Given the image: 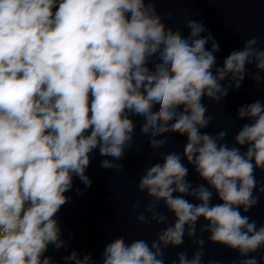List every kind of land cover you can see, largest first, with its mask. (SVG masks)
Wrapping results in <instances>:
<instances>
[{"label":"clouds","instance_id":"1","mask_svg":"<svg viewBox=\"0 0 264 264\" xmlns=\"http://www.w3.org/2000/svg\"><path fill=\"white\" fill-rule=\"evenodd\" d=\"M155 5L0 0V264H53L49 246H68L56 216L73 178L91 187L86 170L96 150L111 157L102 168L123 170L118 161L133 145V117L142 118L140 132L153 150L172 134L186 142L182 153H158L160 162L139 179L149 200L136 219L164 225L156 239L118 236L106 244L102 264H165L164 250L182 246L185 236L197 250L191 258L179 252L172 264H202L204 233L239 254L234 264H264V256L252 255L264 250V224L247 215L264 194L256 178L264 172V103L237 109L236 118L248 122L231 146L227 130L202 131L214 120L205 98L219 103L239 89L250 65V79L264 80V49L249 38L217 66L220 47L211 33L202 35V21L188 20L185 37L166 26ZM189 165L203 183L188 180ZM63 259L96 264L90 253Z\"/></svg>","mask_w":264,"mask_h":264},{"label":"water","instance_id":"2","mask_svg":"<svg viewBox=\"0 0 264 264\" xmlns=\"http://www.w3.org/2000/svg\"><path fill=\"white\" fill-rule=\"evenodd\" d=\"M155 6L166 26L174 30L179 29L185 37L189 34V29L185 26L188 20L202 21L206 29L202 35L211 33L219 44L220 51L216 53L217 66H222L229 53L242 48L244 41L249 38L257 37L258 47L264 49V0H156ZM169 12L172 13L171 18L166 15ZM206 47L210 49L211 45ZM248 70L249 75L245 76L241 87L230 89L227 97L219 103L207 98L203 100L208 106V114L212 115L214 120L202 131L214 134L227 130L225 142L230 146L236 132L248 122L236 118L237 109L255 100L264 103V80L257 85L250 79L251 73L256 71L254 66H248ZM261 75L264 76V73ZM133 119L136 123L133 145L126 151L124 159L118 161L123 164V170L102 168L101 161L111 157H102L96 150L91 154V163L86 170L92 180L91 187L86 188L78 178H73L72 190L65 193L69 200L56 216L62 229V239L67 241L68 246L60 250L49 246L45 255L52 257L53 264H74L63 259L72 251H76L81 258L90 253L96 264H102L101 255L106 244L112 239L124 236L129 242L145 239L151 243L156 239V233L164 227L155 223L144 225L137 221V215L144 212L149 200L146 193L138 189L139 179L146 167L160 162L158 153H182L186 137L172 134L165 148L153 150L149 147L147 136L140 132L142 118ZM188 167V180L194 185L203 183L192 167ZM256 178L264 184V172L257 170ZM77 189L82 190V194H78ZM213 202L219 201L214 198ZM134 205L138 207L134 208ZM158 210L168 216L170 223L173 221V216L162 203ZM247 215L257 222V226L264 224V194H260L259 203ZM201 223L203 221L197 225L198 235ZM207 236V233L203 234L206 243L202 264H207L209 260L218 261L220 264H234L241 259L237 252L208 242ZM196 250V245L185 236L182 246L164 250L165 264H172L182 251H187L191 258ZM252 255L259 259L264 256V250Z\"/></svg>","mask_w":264,"mask_h":264}]
</instances>
